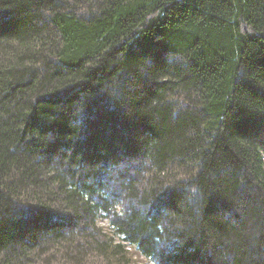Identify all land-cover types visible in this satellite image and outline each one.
<instances>
[{
  "label": "trees",
  "instance_id": "trees-1",
  "mask_svg": "<svg viewBox=\"0 0 264 264\" xmlns=\"http://www.w3.org/2000/svg\"><path fill=\"white\" fill-rule=\"evenodd\" d=\"M87 248L264 264V0H0V264Z\"/></svg>",
  "mask_w": 264,
  "mask_h": 264
},
{
  "label": "rangeland",
  "instance_id": "rangeland-1",
  "mask_svg": "<svg viewBox=\"0 0 264 264\" xmlns=\"http://www.w3.org/2000/svg\"><path fill=\"white\" fill-rule=\"evenodd\" d=\"M165 164L167 165V166H169V170L172 172V173H170L169 175H171V174H175V173H179V172H177V171H175L173 168H174V164L170 161V162H165ZM189 166H191V164L189 163L188 164ZM66 167V166H65ZM175 177L176 178H179V177H181V175L180 174H176L175 175ZM170 179H175V178H170ZM103 180L106 182V178L105 177H103ZM186 182V181H185ZM184 182V183H185ZM148 183H150L149 181H148ZM107 184L109 185V188H108V190L109 191H114V192H117L116 194H118L120 197H122L123 199L125 198L124 196V194L122 195V193L120 192V190H122L121 189V187H120V183H118L117 182V180H114L113 182H112V180H109V179H107ZM172 185H174V183L172 184ZM102 189H104V188H102ZM101 189V191H103ZM183 189H185V190H190V191H195V189H193V187L192 188H190V186H188L187 188H186V186L183 188ZM100 190H98V192H99ZM111 191V192H112ZM97 192V193H98ZM102 194V193H101ZM196 194H199V192H197V193H195V194H193V195H196ZM108 195V194H107ZM122 195V196H121ZM122 198H118V199H115L114 198V194L112 195V196H110V195H108L107 196V198H96V196L95 197H93V198H90V199H85L86 201H88V203L92 206V207H94L95 205H99V204H102L101 205V207L100 206H97V208H101V210L99 211V209L97 210H94L92 213H95L96 214V216L97 217H95V220L97 221V223H96V221L94 220V222L96 223V227H97V229L98 230H96V228H95V225H94V229H93V231H95L96 233H98V235L102 238V239H104L105 241H106V239H108V237H107V234H105V235H103V233H108V235L109 236H111V237H113L112 238V241H114V243L116 244L117 242H115V241H117L118 240V243H120V244H122V242H121V239L120 238H118V236L116 235V233L112 230V229H110L108 226H106L107 225V223H108V218H106L107 217V214L109 213V212H107L106 211V215L105 216H101V211H102V209H109L111 206V213L109 214V217L111 218V219H114L115 218V216H116V212H119V211H124V208L125 207H130L131 205L132 206H134V205H136V208L138 207V210H136L137 212H139V210H141V212H143L144 210H146V209H151V206H149L150 204H146V205H143V204H136V200H130V199H128V200H123ZM84 200V201H85ZM101 201H103V202H101ZM108 202H110V207H108ZM114 203H118L119 205H117L116 204V206H117V208L115 209V207H114ZM102 206H103V208H102ZM116 210V211H115ZM110 211V210H109ZM153 211L154 212H156V211H158V212H161V213H165V211L164 210H162V211H160L159 210V206L158 205H156V207H155V209L153 208ZM188 214V213H187ZM197 215V214H196ZM186 217H188V215H183L182 216V218H186ZM189 218V217H188ZM81 221V220H80ZM115 221V220H114ZM165 221V220H164ZM164 221H162V219H161V221H160V226H164V227H166V225H163L164 223ZM91 230V229H90ZM176 230L177 229H175L174 227L172 228V227H170V229H168L167 228V230H166V232L164 233H162V235H161V237H157V236H153V241H154V249H153V251H154V253L156 252V253H158L159 255H160V251L159 250H157V249H163V248H159L158 247V244H159V241H162V242H164L165 244H174V243H176L177 242V238H178V232H176ZM73 231H78L79 232V228H76L75 230H73ZM81 231H85V230H81ZM65 232H66V230H65ZM89 232L88 231H85V233L84 234H88ZM80 234V233H79ZM176 237V239H175V237ZM139 238V237H138ZM124 243V242H123ZM123 245V244H122ZM124 246V245H123ZM122 247V246H121ZM84 248H85V246H84ZM124 248H125V246H124ZM88 249V252H90L91 253V255H89L88 257H84L83 256V258H82V261H81V263H78V264H104V259H106L105 257H103V256H101V255H95L94 254V252L92 251V250H90V248H87ZM132 252H134L133 254L131 253V252H129V256H127L126 254H124V257H123V261H121V259H120V264H121V262H123L122 264H151V263H153L152 261H149V259L148 260H146L144 257H143V255L142 254H139L136 250H131ZM99 254V253H98ZM153 254V252L152 253H150L149 254V258L151 257V256H153L152 255ZM46 255H49V254H46ZM118 256H120L121 257V255H118ZM62 257V255H60L59 253L57 254V255H55V257H54V260H53V262H51L50 264H73V263H70V261H65L64 259H66V258H61ZM119 257V258H120ZM39 258V257H38ZM41 260L43 259H47V258H45V256H43L42 255V257L40 258ZM44 260V261H45ZM66 260H68V259H66ZM124 260H125V262H124ZM46 261H48V260H46ZM37 264H40V261L39 262H37Z\"/></svg>",
  "mask_w": 264,
  "mask_h": 264
}]
</instances>
